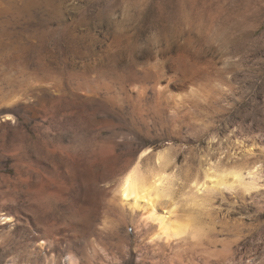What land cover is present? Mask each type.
Returning <instances> with one entry per match:
<instances>
[{"label": "rangeland", "instance_id": "374dc122", "mask_svg": "<svg viewBox=\"0 0 264 264\" xmlns=\"http://www.w3.org/2000/svg\"><path fill=\"white\" fill-rule=\"evenodd\" d=\"M158 150L201 241L153 245L113 202ZM0 155V264H264V0H0ZM209 169L258 186L192 208Z\"/></svg>", "mask_w": 264, "mask_h": 264}, {"label": "bare ground", "instance_id": "6f19581e", "mask_svg": "<svg viewBox=\"0 0 264 264\" xmlns=\"http://www.w3.org/2000/svg\"><path fill=\"white\" fill-rule=\"evenodd\" d=\"M47 150L50 151L49 149ZM51 152L52 151H50V154ZM147 152L148 151H144L141 153L136 161L133 159H128L125 165L123 164L124 166L121 171H124V175L121 177V179H119L120 181L118 184H116V187H114L113 202L116 203L117 207L119 206L122 210H124V212L129 213L133 221H137L140 223V226L150 229L151 232L149 233L148 239L153 245L175 246L179 245L180 243L182 244V242H185L189 239L196 241L202 236V234H204V231L201 226H199V221L196 219L197 216H194L193 212L191 214H189V212L185 215H182L184 214L183 212L180 214L181 202H179L180 200L176 198L174 192L175 190H173L174 188L171 184L172 178L170 179V176L167 173V168L169 165V152L167 150H158L153 160L154 166L143 171L141 169V163L142 159L147 155ZM29 161L31 163L35 162L33 159H31V157ZM21 162L22 160L20 159L15 161V163L11 166V169L15 171L14 174L17 175L20 181H25L23 178L24 175L19 169ZM77 162L78 160L73 164L74 168L72 177L75 180L80 179L81 183L85 185L84 187L86 188L88 196H92L94 193V186L93 181L88 177V172H90L89 165L84 166L83 171H85V175L83 176L79 175L78 170L81 168V165ZM8 170L9 169L4 168L0 162V172H8ZM204 173L203 182L200 183L196 180L193 189L195 192H193L192 196L189 195L190 198L187 196L190 201L189 206L192 208L202 206L198 198L200 193L206 194L207 191L216 188L226 191L233 190V188L235 189L237 186L244 188L245 191H251L257 188V183L259 182L257 181L259 178L257 170L243 173L242 170L231 169L218 173L217 171H212V169H209ZM9 177L10 176L1 175V189L2 184L9 181ZM14 192L15 191L11 193V197L9 196V200H11V202H15L17 199V196L14 194ZM0 193L4 192L1 191ZM32 211L36 212L35 209H32ZM72 218L75 217L72 216ZM0 220L8 222L11 220V218L3 216L0 218ZM201 240L199 239V241Z\"/></svg>", "mask_w": 264, "mask_h": 264}, {"label": "snow or ice", "instance_id": "6c2138e0", "mask_svg": "<svg viewBox=\"0 0 264 264\" xmlns=\"http://www.w3.org/2000/svg\"><path fill=\"white\" fill-rule=\"evenodd\" d=\"M126 198H127V196H126Z\"/></svg>", "mask_w": 264, "mask_h": 264}]
</instances>
